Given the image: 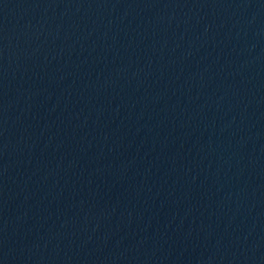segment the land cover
Returning <instances> with one entry per match:
<instances>
[{
  "label": "water",
  "instance_id": "obj_1",
  "mask_svg": "<svg viewBox=\"0 0 264 264\" xmlns=\"http://www.w3.org/2000/svg\"><path fill=\"white\" fill-rule=\"evenodd\" d=\"M264 97V0H0V264H82Z\"/></svg>",
  "mask_w": 264,
  "mask_h": 264
}]
</instances>
